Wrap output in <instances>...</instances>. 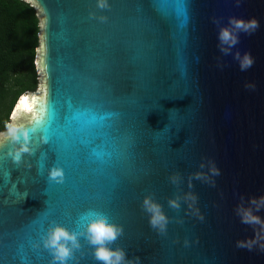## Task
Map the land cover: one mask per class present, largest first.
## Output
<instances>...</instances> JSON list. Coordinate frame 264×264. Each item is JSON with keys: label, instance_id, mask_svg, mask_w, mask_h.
I'll return each mask as SVG.
<instances>
[{"label": "water", "instance_id": "water-1", "mask_svg": "<svg viewBox=\"0 0 264 264\" xmlns=\"http://www.w3.org/2000/svg\"><path fill=\"white\" fill-rule=\"evenodd\" d=\"M109 2L100 10L95 0H32L45 22L47 107L39 128L34 115L23 126L31 152L22 158L33 167L37 157L27 160L33 149L47 152L46 168L21 203L0 185V264L18 259L16 246L47 205L68 211L88 200L94 210L85 205L71 219L52 221L80 230L81 216L101 212L123 226L112 246L140 264H264V0H195L186 5L183 26L159 5ZM229 17L259 22L232 49L254 59L245 71L217 46ZM86 110L114 115L90 125L79 115ZM0 154L6 155L2 148ZM55 164L64 170L62 184L48 178ZM149 193L169 217L165 234L149 226L141 208ZM187 194L196 196L191 208ZM177 197L180 207H169ZM244 209L260 223H242ZM80 244L87 255H77L79 248L68 264H99L86 239Z\"/></svg>", "mask_w": 264, "mask_h": 264}, {"label": "clouds", "instance_id": "clouds-1", "mask_svg": "<svg viewBox=\"0 0 264 264\" xmlns=\"http://www.w3.org/2000/svg\"><path fill=\"white\" fill-rule=\"evenodd\" d=\"M236 2L239 4L240 0H236ZM95 7L100 10L109 9L111 4L109 0H95ZM89 16L100 22H105L108 19L105 15L97 16L95 12H89ZM213 23L219 24L220 22L213 20ZM258 27L259 22L257 19H244L241 17H229L227 24L219 26L217 46L222 54L233 55V58L238 61L241 71L250 68L254 63V59L248 52L241 55L238 51L232 53V49L239 43L240 33L250 34ZM24 107L28 108V105L25 104ZM6 141L10 144L6 155L11 157L13 162L19 163L23 154L31 152L29 134L23 126L10 125L7 134L0 135V147ZM203 167L204 165L201 164V168ZM210 171L212 175H219V171L214 165L211 166ZM47 175L49 180L56 183H62L64 180V170L59 166L54 165L49 168ZM202 175V173H196L195 178L200 179ZM170 181L175 184L177 177L171 176ZM184 199L192 202L189 204L190 208L196 202V196L192 194H187ZM168 205L173 209H178L180 207V199L178 197L170 198ZM141 208L147 215L149 226L159 234H165L170 220L163 210V205L155 199L153 194L149 193L143 196ZM196 211L194 209V213ZM238 214L241 216L242 223H260L259 218L252 214L251 209L238 210ZM85 217L86 222L82 224L80 230L70 229L56 221L48 223L45 232L40 237V243L50 253L51 264H68L69 260L73 259L74 252L81 247L80 240L82 237L92 246L93 256L99 264H140L139 257L130 258L123 248L112 246L113 242L123 233L122 225L110 222L108 217L101 212L87 213ZM200 218L202 219V217ZM238 246L244 245L238 242Z\"/></svg>", "mask_w": 264, "mask_h": 264}, {"label": "trees", "instance_id": "trees-1", "mask_svg": "<svg viewBox=\"0 0 264 264\" xmlns=\"http://www.w3.org/2000/svg\"><path fill=\"white\" fill-rule=\"evenodd\" d=\"M38 7L25 0H0V133L27 93L39 86L36 70L42 42Z\"/></svg>", "mask_w": 264, "mask_h": 264}, {"label": "snow or ice", "instance_id": "snow-or-ice-1", "mask_svg": "<svg viewBox=\"0 0 264 264\" xmlns=\"http://www.w3.org/2000/svg\"><path fill=\"white\" fill-rule=\"evenodd\" d=\"M75 2H79V0H75ZM121 2L126 3L127 0H121ZM139 2L143 8L144 3L146 2L148 9H151L153 6L159 5L161 7V10L166 15L175 17L183 26L188 20V11L186 9V5L189 3L194 4L195 0H139ZM79 115L81 117L87 118L85 120L86 124L95 125L99 123L102 125L105 121L109 120L110 117L114 115V113L98 114L92 112L91 110H86L85 112L79 113ZM47 130L48 129H46V131ZM0 148H2L4 153H7L8 149L6 146H2ZM54 150L58 158V153L55 148ZM34 156L38 158L35 159L36 164L33 167H25L24 158H22L19 163H16L13 162L12 159L9 160V156L0 154V185H7L11 189V197L18 198L20 200L19 203H21L24 197L28 195L26 189L29 182H35L36 177L40 175V170L46 168L47 152L41 153L40 151L34 148L33 152L27 157V160L31 161ZM55 166L59 165L55 164ZM16 169L20 171V175L13 178L12 172ZM17 184L24 185V190L18 191ZM85 205H88L90 207V210H94L89 205V200L84 202L79 207L73 206V208L68 211H64L63 209H56L55 211H53L47 205L46 209L42 212L41 216L33 218V222L39 220L40 223L36 226V228L32 231L31 234H26L21 244H18L16 246L18 259L13 261V264H51V262L47 260L48 250L44 248L42 243H40V231L44 228L46 222L52 221L54 215H63L66 219H71L72 216L77 215L79 213V209ZM80 218L86 219L85 216H81ZM80 252H84V254L87 255V251L85 248H80L77 252V255H79Z\"/></svg>", "mask_w": 264, "mask_h": 264}, {"label": "rangeland", "instance_id": "rangeland-1", "mask_svg": "<svg viewBox=\"0 0 264 264\" xmlns=\"http://www.w3.org/2000/svg\"><path fill=\"white\" fill-rule=\"evenodd\" d=\"M27 2H32V0H25ZM40 18H41V28H42V34L40 36L41 38V48L40 50H38V58L37 61L35 63L36 65V70H37V74L39 76V86L38 89L35 93H27L26 96L28 97L29 101H32L34 106H38V102H42L45 101L46 102V97H47V80H46V74H45V69L44 66L42 64V59L44 56V19L43 16L40 14ZM25 96V95H24ZM23 97V96H22ZM14 111V110H13ZM33 116L30 114H25V115H20V116H16L13 118V112L10 116V123L7 126V130L4 133H0V135H6L7 131H8V127L10 125H14V126H26L29 125L31 123Z\"/></svg>", "mask_w": 264, "mask_h": 264}, {"label": "bare ground", "instance_id": "bare-ground-1", "mask_svg": "<svg viewBox=\"0 0 264 264\" xmlns=\"http://www.w3.org/2000/svg\"><path fill=\"white\" fill-rule=\"evenodd\" d=\"M32 103L33 102L29 101L26 95L21 97L14 108L13 118L22 114L34 115L35 124L33 129H37L45 122V111L47 106L45 101L38 102V106H34ZM25 104L28 105V108L24 107Z\"/></svg>", "mask_w": 264, "mask_h": 264}]
</instances>
